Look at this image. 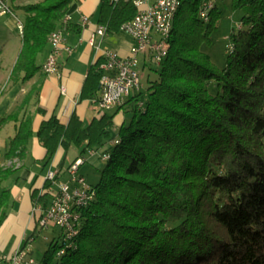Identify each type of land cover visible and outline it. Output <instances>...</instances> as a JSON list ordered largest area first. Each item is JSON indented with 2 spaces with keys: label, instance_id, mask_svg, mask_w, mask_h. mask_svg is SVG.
<instances>
[{
  "label": "trees",
  "instance_id": "trees-1",
  "mask_svg": "<svg viewBox=\"0 0 264 264\" xmlns=\"http://www.w3.org/2000/svg\"><path fill=\"white\" fill-rule=\"evenodd\" d=\"M75 1L12 8L23 24L13 81L41 71L49 35L69 28L63 17ZM206 1L181 0L160 70L114 113L85 122L74 112L67 123L53 114L34 132L35 114L46 109L31 92L2 118L1 124L14 122L8 160L23 158L34 134L46 149L45 165L60 147L61 166L71 147L78 150L74 161L90 150L108 155L99 182L91 184L94 198L78 209L77 234L59 227L41 264H264V0H231L241 25L227 36L222 69L206 47L223 10L215 1L204 15ZM136 12L130 1L101 0L99 23L116 33ZM101 63L89 69L81 99L97 101ZM120 110L130 120L113 135ZM18 168L0 166V227L10 200L3 182ZM53 185L47 179L46 191L33 190L34 206H48ZM39 217L37 228L45 227Z\"/></svg>",
  "mask_w": 264,
  "mask_h": 264
},
{
  "label": "crops",
  "instance_id": "crops-1",
  "mask_svg": "<svg viewBox=\"0 0 264 264\" xmlns=\"http://www.w3.org/2000/svg\"><path fill=\"white\" fill-rule=\"evenodd\" d=\"M37 1L40 0H10V5L14 9L16 6ZM100 4L101 0H76L71 6L69 28L64 29V48L57 56L59 74L47 75L41 69L27 82L13 81L10 75L22 47L21 30L16 41H11V38L5 41V46L0 49V128L7 122L1 124L2 118L14 111L23 98L31 92L38 95L40 105L46 109L44 114H35L34 132L44 119L53 114L63 123H67L74 112L85 122L101 116L103 112L100 111L96 101L89 98L81 99L82 87L89 69L98 60H104V50L107 48L117 51L123 57L130 55L134 40L120 29L116 33H109L106 30L104 36L97 34V29L101 25ZM83 16L88 17L87 23L83 22ZM19 19L14 11L13 14L1 15L0 36L2 34L11 36L16 26L19 28ZM91 39H93L92 43ZM4 51L8 53V63L2 61ZM142 59L145 64L144 58ZM63 87L66 89L65 92L62 91ZM28 146L24 157L17 162L19 164L17 170L21 169V172L17 177L10 176L6 180L10 189L8 204L10 210L7 211L6 220L0 227V264H13L12 257L21 247L30 245L32 248L38 229L36 218L39 214L34 210L32 192L34 189H39L40 192L46 191L44 183L49 171L55 172L56 176L59 171L62 173L64 171V165H60L64 155L62 147L57 150L52 161L45 165L43 160L46 149L40 144L36 134L32 136ZM95 154L96 152L89 153V159L85 157L84 163L91 162ZM98 158L102 161L101 155ZM28 161L30 164L26 166ZM31 235L34 236L26 244L27 238Z\"/></svg>",
  "mask_w": 264,
  "mask_h": 264
},
{
  "label": "built area",
  "instance_id": "built-area-1",
  "mask_svg": "<svg viewBox=\"0 0 264 264\" xmlns=\"http://www.w3.org/2000/svg\"><path fill=\"white\" fill-rule=\"evenodd\" d=\"M119 1V0H110ZM132 2L137 12L130 20L121 24L120 30L129 34L134 40L130 49V55L123 57L113 49L104 50V60L100 64L103 75L100 82V94L97 103L100 111H111L122 105L125 99L134 91L141 88V59L145 62L149 58L153 62L159 59L162 54L161 39L166 35L165 18L169 4L172 0H126ZM212 0L204 3L203 13L206 14V5ZM3 14H13L10 0H0V16ZM70 15L66 16L65 25L69 22ZM88 17L83 16V22L87 23ZM20 24V19L18 21ZM107 28L100 25L97 34L104 36ZM93 39H91V43ZM64 28L54 32V47L52 56L47 57V64L50 75L59 74L60 67L57 56L64 48ZM69 51L70 48L66 47ZM65 88L62 91L65 92ZM89 153H95L90 150ZM102 160L105 155L101 154ZM85 158L80 157L72 162L67 169L69 179L67 182H59L58 191H50V201L46 208L41 204H35L34 210L40 215V224L43 226L60 227L67 231L79 222L80 214H77V205L86 204V199L92 195L90 184H87L83 176L78 175L80 166ZM47 179L56 181V173L49 171ZM37 259L32 255L30 245H25L15 252L12 257L13 264H35Z\"/></svg>",
  "mask_w": 264,
  "mask_h": 264
},
{
  "label": "rangeland",
  "instance_id": "rangeland-1",
  "mask_svg": "<svg viewBox=\"0 0 264 264\" xmlns=\"http://www.w3.org/2000/svg\"><path fill=\"white\" fill-rule=\"evenodd\" d=\"M217 2V6L223 10L222 17L219 21V27L218 30L213 34V44L210 47H206V51L211 56L212 60L215 62V64L219 68H223L228 59V48L227 45L229 44V40L227 39V36L232 32L234 28H237L241 25L240 22V14L241 11H234V9L231 7V0H215ZM18 16H20L19 13H17ZM20 28L16 26V29L12 32L11 36H8L9 34H2L0 36V49H2L5 46V41L9 40L11 38V41H16L19 37ZM22 31V30H21ZM8 53L7 51H4V56L2 58V61L4 63H8ZM147 66L145 68L143 67V59L141 61L140 65V73H141V91H145L146 88L149 85V80H152L155 77L156 70H160L161 65L153 62L149 58L147 59ZM115 110V109H114ZM111 113H114L113 110H111ZM102 112V111H101ZM104 113V112H103ZM124 112L120 110L116 116H115V127L113 129V135L116 129L120 126V124L123 122V120L126 118L127 122L130 120V116L126 115L124 116ZM14 122L13 121H7L1 128H0V166L7 167L11 165L17 166V162L21 161L19 158H14L13 160H8L4 156L7 147L9 145L11 137L14 135ZM29 147V146H28ZM96 154L91 158L90 161H86L83 165L80 166V169L78 171L79 176H83L85 178V181L87 184H97L100 180L101 176V170H102V161L98 158L103 153V149H100L98 151H95ZM78 155V150L75 147H71L68 150L67 158L64 163V171L60 178H62L60 181L54 183L53 188L55 191H58L59 189V182H67L69 179V174L67 172L68 165L71 161H73L76 156ZM64 157V155H63ZM89 159V152L83 156ZM95 158V159H93ZM28 166L30 163L29 161L26 163ZM18 167V166H17ZM21 172L20 170H17L13 172L10 176L13 178L14 176H18V173ZM4 186L8 185V181L3 182ZM10 210L9 207H6V211ZM61 233V229L59 227H41L38 226V229L36 230L35 237L32 244L33 249V257L37 260H41L45 251L49 248V245L54 237H58Z\"/></svg>",
  "mask_w": 264,
  "mask_h": 264
},
{
  "label": "bare ground",
  "instance_id": "bare-ground-1",
  "mask_svg": "<svg viewBox=\"0 0 264 264\" xmlns=\"http://www.w3.org/2000/svg\"><path fill=\"white\" fill-rule=\"evenodd\" d=\"M214 4H215V0H212V2H209V5H206V13L212 7H214ZM180 5H181V0H172V4H169V8H167V13H166V18H165L166 35H163V38L161 39V46H164V49H162V54H161V56H159V59H157L155 61V63H157L159 65L162 64V62L164 61V59L168 55L170 34H171L172 29H173L174 19H175V16L177 14V11H178ZM203 8H204V5H203ZM69 15H70L69 12L64 15L63 22H65L66 16H69ZM22 27H23V24H22V21L20 20L19 28L22 30ZM57 30H60V29H57ZM57 30L52 31L49 35L50 52H49L47 57L52 56V51H53V47H54V32H57ZM42 70L47 75H50V69H49V66L47 64V58L45 59L43 65H42ZM106 158H108L107 154H105V159ZM18 165L19 164L17 163V166ZM90 190H92V195H90L89 199H86V204L77 205V214H80V212L78 211L79 208L86 206L94 198V190H93V187L91 186V184H90ZM76 225H77V223H76ZM75 234H77V230H76L75 226H73L72 230H70V236L69 237H72ZM35 264H41V262L39 260H36Z\"/></svg>",
  "mask_w": 264,
  "mask_h": 264
}]
</instances>
